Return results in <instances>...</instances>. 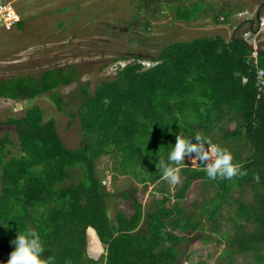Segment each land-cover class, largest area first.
<instances>
[{"label": "trees", "instance_id": "obj_1", "mask_svg": "<svg viewBox=\"0 0 264 264\" xmlns=\"http://www.w3.org/2000/svg\"><path fill=\"white\" fill-rule=\"evenodd\" d=\"M204 13L200 1L175 7V18L185 22ZM230 16L217 9L211 20L226 24ZM16 26L21 29L23 21ZM149 27L145 21L144 28ZM252 53L243 36L169 42L149 67L133 56L93 92L79 85L76 112L65 109L67 103L57 91L78 80L73 64L37 76L0 79L1 98L29 100L48 93L59 112L71 121L78 118L81 132L80 145L67 147L55 119L45 120L39 105L21 117L0 121L13 126L17 137L15 142L8 132L0 134V264L14 250L11 241L18 231L26 229L39 233L48 264H177L181 244L191 240L186 233L206 232V227L216 233L223 208L233 206L228 219L232 233H224L227 264L240 254L264 264V88L257 83L264 50L257 51L256 63ZM180 131L190 138L194 133L207 136L227 149L243 174L210 180L200 166L185 163L180 166L182 182L171 193L162 186L159 161L166 160ZM15 145L17 153L10 149ZM102 157L115 161V175L155 185L161 195L150 210L133 199L130 214L118 211L110 218L107 201L113 194L96 169ZM76 171L78 178L73 179ZM195 180L213 192L187 209L183 202ZM236 191H248L250 200L235 197ZM97 240L105 253L95 259L88 256V248Z\"/></svg>", "mask_w": 264, "mask_h": 264}, {"label": "rangeland", "instance_id": "obj_2", "mask_svg": "<svg viewBox=\"0 0 264 264\" xmlns=\"http://www.w3.org/2000/svg\"><path fill=\"white\" fill-rule=\"evenodd\" d=\"M1 1L15 11L23 26L19 29L15 23L7 28L0 22V79L16 75L37 76L43 70L73 64L80 73L78 80L57 90L67 103L65 109L72 112H76L79 104V85H87L93 92L100 81L113 78L117 66L132 61L133 56H139L149 67L152 64L150 59L157 57L161 49L172 41L215 35L229 40L233 36H243L252 49L264 50V24L261 23L264 19V0H175L170 4L167 0ZM199 1L205 5L201 18H193L190 22L175 18L177 5L190 7ZM217 9L231 13L229 23L212 22L211 14ZM145 21L150 22L147 29L144 28ZM254 29L255 32H252ZM247 32L249 36H244ZM124 56L126 61L121 58ZM33 105L41 107L45 120L55 119L58 133L67 147L80 145L78 118L71 121L67 114L59 112L48 93L29 100L0 97V121L21 117ZM5 132L16 142L13 126L0 125V134ZM10 149L17 153L18 147L15 145ZM184 163L190 167L198 166L192 164L188 157ZM114 164L113 159L102 157L96 166L99 178L113 194L107 201L110 218L118 211L130 214L133 199L140 201L145 211L150 210L154 199L161 195L155 190V185L143 186L131 176L115 175L112 171ZM78 175V171L74 172L73 179H77ZM162 186L173 193L178 185L173 186L163 180ZM212 192V189L202 188L195 180L183 204L190 209L195 200L201 201L211 196ZM234 195H244L247 201L251 198L248 191H236ZM234 210V206L223 208L216 233L209 227H206V232L198 229L186 233L191 240L181 244L182 252L177 264H196L199 261L204 264H227L224 250L228 246L224 236L232 233L228 219ZM104 248L99 241L95 242L89 246L88 256L98 259L105 253ZM233 264L258 263L250 254H240L235 256Z\"/></svg>", "mask_w": 264, "mask_h": 264}, {"label": "clouds", "instance_id": "obj_3", "mask_svg": "<svg viewBox=\"0 0 264 264\" xmlns=\"http://www.w3.org/2000/svg\"><path fill=\"white\" fill-rule=\"evenodd\" d=\"M186 157L191 159L192 164L200 166L210 180H230L243 174L240 171L242 165L233 162V156L227 149L213 144L207 136L194 133V138H190L180 131L176 136L175 144L171 145L167 152L166 160L159 161L161 179L170 185H179L180 166L185 164ZM256 180H259V176ZM11 244L14 250L10 253L6 264H48L43 258L44 247L41 237L35 229L19 230Z\"/></svg>", "mask_w": 264, "mask_h": 264}, {"label": "built area", "instance_id": "obj_4", "mask_svg": "<svg viewBox=\"0 0 264 264\" xmlns=\"http://www.w3.org/2000/svg\"><path fill=\"white\" fill-rule=\"evenodd\" d=\"M20 20L19 16L15 13V11L11 8H9L8 6H6L4 4V2H2L0 0V22H2L7 28L11 27L12 25H14L16 22H18ZM263 21L261 22L262 24H264V19H262ZM249 32L244 33V36H249ZM246 40L247 38L244 37ZM254 50V49H253ZM256 55H257V51H253L252 56L254 57V62L256 63ZM125 63L121 64L124 65ZM257 83H258V87L260 90H262L264 88V69L259 68L257 70Z\"/></svg>", "mask_w": 264, "mask_h": 264}]
</instances>
